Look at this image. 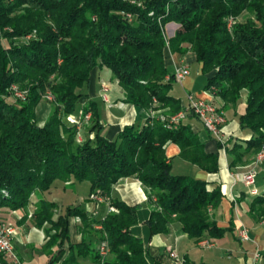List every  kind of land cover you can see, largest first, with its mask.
<instances>
[{
  "label": "trees",
  "instance_id": "1",
  "mask_svg": "<svg viewBox=\"0 0 264 264\" xmlns=\"http://www.w3.org/2000/svg\"><path fill=\"white\" fill-rule=\"evenodd\" d=\"M248 11L254 18L228 29L230 17ZM172 23L178 29L168 40L165 28ZM31 34L32 40L16 44ZM168 46L181 55H196L202 74L210 77L205 88L214 97L235 106L247 98L239 125L250 138L226 148L230 167L247 165L244 158L264 147V0H0V210L27 209L32 195L49 193L58 182H86L90 194L107 195L121 179L136 178L153 205L147 221L151 236L179 223L198 242L223 237L225 230L210 214L223 199L221 188L173 174L166 155V147L175 144L183 160L208 174L219 173V156L206 153L188 122L197 117H188L175 130L150 118L143 126H125L109 140L99 104L91 100L85 110L92 112L89 134L94 136L81 144L75 129L61 120L84 107L81 100L88 97L98 67L113 72L126 103L140 110L157 104L169 116L179 113L183 104L172 94L178 81L166 65ZM13 84L28 90L25 102L9 100ZM48 90L55 108L41 126L37 111ZM219 147L224 148L221 142ZM114 205L119 213L101 222L113 255L104 264H161L133 233L139 206ZM56 208L41 198L35 210L36 225L49 222L57 232L45 248L48 264H80L81 258L98 262L93 239L86 237L71 245L63 259L70 218L80 216L85 228L95 220L84 209L67 206L54 222ZM251 211L264 219V195L255 196Z\"/></svg>",
  "mask_w": 264,
  "mask_h": 264
},
{
  "label": "crops",
  "instance_id": "2",
  "mask_svg": "<svg viewBox=\"0 0 264 264\" xmlns=\"http://www.w3.org/2000/svg\"><path fill=\"white\" fill-rule=\"evenodd\" d=\"M173 34V30L171 31ZM166 65L170 71L176 73L184 66L197 64L199 73L202 74L201 65L198 64L196 55L189 51L185 55L172 52L166 49ZM203 75V74H202ZM206 83L201 87L191 78H186L181 85L186 93L192 94L198 99L211 100L212 96L206 85L209 76L203 75ZM112 82L111 71L107 68L96 69L93 72L89 85V98L98 102L101 113V121L104 126V135L109 140H114L125 126L137 125L143 126L147 120V115L143 110H138L134 106L123 103L124 93L115 83H111V92L109 95L110 103H106L101 98L100 82ZM172 94L181 99L182 104L187 103L183 97ZM246 98L237 104H228L218 97H213V103L225 112L227 124L224 128V137L231 140L226 147H231L236 140H248L250 135L243 131L239 125V117L245 113ZM195 133L199 134L205 143V151L208 154L219 156L220 171L217 174H208L197 166L183 160L180 157L181 150L175 144H169L166 147V155L172 164L174 160L180 159L185 165H189L193 178L210 184V189L220 187L223 193V199L216 209L211 210V217L217 226L225 230V235L221 238H211L205 236L203 240H209L214 243L213 248L202 249L199 242L190 239L182 230L179 223H173L168 227L166 234L151 236L147 221L151 216V208L145 202L147 196L142 185L135 179H122L112 188V197L128 205H138V225L133 228L134 235L143 239L145 249L149 256L159 260L161 264H256L254 258L257 254L260 256L259 264H264V219L259 220L257 215L251 211L254 202V195L261 194L260 189L253 192L246 191L242 183H236L235 179L242 173L250 170H244L247 166L230 167L231 157L227 151L220 149L219 141L210 135L200 119L190 118L188 120ZM249 157L246 156L245 159ZM264 175V169H263ZM69 183V184H68ZM68 183L58 182L56 187L49 193L35 194V200H32L30 210L37 209L39 199L44 198L53 202L58 207L57 217L67 206H75V202L87 200L90 195V186L88 183H77L71 180ZM85 188L89 189L88 195L85 194ZM71 189V190H70ZM264 195V187L262 189ZM32 207V209H31ZM28 210L12 211L4 208L0 210V222L12 224L17 228L13 238L14 247L17 250L22 264H48L49 257L44 252V236L46 230L37 229L32 221L25 218V221L19 220V217L27 215ZM57 217L54 219L57 220ZM241 228L249 231V240L242 241L240 238ZM70 241L66 244L77 245L81 243V236L73 219L69 222ZM200 251H204L200 253ZM174 254L175 256H173ZM80 261V260H79ZM84 264H95L90 258L81 259Z\"/></svg>",
  "mask_w": 264,
  "mask_h": 264
},
{
  "label": "rangeland",
  "instance_id": "3",
  "mask_svg": "<svg viewBox=\"0 0 264 264\" xmlns=\"http://www.w3.org/2000/svg\"><path fill=\"white\" fill-rule=\"evenodd\" d=\"M125 1L129 2L130 4H141V2H142V0H125ZM127 17L131 18L130 15L127 16ZM250 18H254V15L251 12H249V11L248 12H244L239 17H230L227 20L228 21V29L231 30L235 23L244 22V21H246L247 19H250ZM177 29H178V26L176 24H174V23L167 25L166 28H165L166 38L168 40L170 38H172L174 36L175 31ZM172 30H173V34L171 33ZM34 37H35V34H31V35L27 36L26 38L17 39V40H15V42H16V44L29 42ZM5 43L8 45V43L6 41H5ZM166 49H170L169 46ZM60 63H61V61H59V64ZM102 68H107V67H98L97 69H102ZM189 77L193 78L197 82V86L198 87H201L202 85H204L206 83V78H205V76H203L202 74L199 73V69H198L197 64H193L191 66V75ZM111 78H112V82L111 83H113V84L116 83L120 87L119 82L115 78V76H114L112 71H111ZM111 83L110 82H103V81L100 82V87H101L100 95H101V98L106 103H110L109 95H110V92H111ZM121 90L123 91L122 88H121ZM174 92H175V95L183 97L184 101H186V102L188 101L189 93L185 92V90L183 89V87L181 85V82H177L174 85ZM10 93L12 95L10 97V99H9L11 102H25L27 100V97H28V94H29L28 90L21 88L20 85H18V84H13L11 86ZM123 93H124V91H123ZM124 97H125V94H124ZM54 101H55L54 95L51 93V91L48 90L43 95V98H42V100L40 102V105H39L38 111H37L38 114H39V122H40L41 126L45 125L47 119L50 117L51 113L53 112V110L55 108L54 105H53ZM90 102H91V99L89 98V95H88V97L82 98L81 104L84 107L81 108L78 111V113L71 114V115H68V116H61L62 117L61 118L62 122L67 127L75 129V131H76V141L78 143H80V144L85 141L87 135H91V138L94 136L93 133L89 134V129H90V127H92L91 126L92 112L85 110V107ZM123 103L129 104V103L125 102V98L123 100ZM228 104H230V103H228ZM129 105H131V104H129ZM157 108H158V105L157 104H153L151 106L150 110L141 109L147 115V120L145 121L144 125L147 123V121L150 118L151 119L152 118H157V120H159L162 124H164L163 121H162V117L167 118V117H169V115H166V111L157 110ZM138 110H140V109H138ZM219 110L223 111L222 109H219ZM129 126H131V125H129ZM135 126H137V125H135ZM164 126H165V124H164ZM229 142H230V140H228L227 143H229ZM227 143L225 145L223 144V146H224L223 149L224 150H226V148H227L226 147ZM259 154H257V155H255V154L254 155H249V157L247 159L244 158L246 160V163H247V165H245V166H247V168H245L244 170H247V169L250 170L255 165L256 160H257V156ZM172 165H173V169H172V173L173 174H175V175H184V176H189V177L193 178V176H191L192 175V171L190 169L191 167L189 165H185L180 159L174 160ZM263 169H264V164L257 166V173L258 174H257V177H256V185L260 189V192H261L260 195H263L262 194V189L264 187ZM124 179H128V178H124ZM130 179L137 180L136 178H130ZM66 183H68V182H66ZM138 183L141 184V182H139V181H138ZM113 187H114V185H113ZM245 187H246V191L247 192H251L252 188L247 187V186H245ZM88 193H89V189L85 188V194L88 195ZM146 196H147V194H146ZM255 196H257V195H254V197ZM32 200H35V194L31 196L30 204L27 207V209H22V210H28V208L31 205ZM116 201L117 200H115L112 197L111 193L107 194V195L106 194H99V193H92V194L89 195L87 200H82V201H79V202H75V206H73L74 208L75 207H80V208L84 209V211L87 213V215L92 220H95V223L92 225L91 228H85L84 225H83V221H82L80 216H76V217H71L70 218V220L73 219V223L77 226L78 231H79L80 236H81V240H83L85 237L88 238V239H93L92 248L95 250L96 254L99 256L98 257V262H96V263L94 262L95 264H104L108 260H112L113 255H112V252H111V248L109 246V243H108V240H107V235L104 233L103 226H102L101 222H103L109 215L118 214L119 213V210L114 205V202H116ZM145 202L150 206V208L152 210L153 205L149 203V200H145ZM31 209H32V207H31ZM57 214H59L58 207L53 211L52 219H53L54 222H57L59 220L60 215H61V213H60V215L57 217ZM56 217H57V220L55 221L54 219ZM25 218L30 220V221H32L33 225L37 229L46 230V235L44 236V241H45L46 244H45L43 249H44V252L46 253V255L49 257L47 251H45V248H46L47 244H49V242H52L51 239H52V236L56 235V233H57L56 230L54 228H52V225L49 222H45L43 224V226L38 227L36 225L35 212L33 211V209L30 210V208H29V211H27V215L22 217V218L19 217V220H21V221L24 220L25 221ZM70 220H69V222H70ZM0 223H4V222H0ZM5 224H7V223H5ZM7 225H11L13 228H15V230L17 232V228L14 225H12V224H7ZM69 241H70V235H69V240L64 243V248L66 250V254L63 257V259L65 257H67V255L69 253L68 251H69L71 245L66 247V244H68ZM12 244L14 246L13 240H12ZM102 248H104L105 250L102 251ZM58 250H59L58 247H54L52 249V252L56 253ZM14 251H15V254H16V259L10 261V263L11 264H22L21 258L19 257V254H18L17 250L15 249V247H14ZM102 252H104V255L102 254ZM202 252H204V251H202ZM202 252L200 251V253H202ZM81 259H83V258H81ZM81 259H79L80 260L79 261L80 264H84V263L81 262ZM55 264H62V261H58Z\"/></svg>",
  "mask_w": 264,
  "mask_h": 264
},
{
  "label": "built area",
  "instance_id": "4",
  "mask_svg": "<svg viewBox=\"0 0 264 264\" xmlns=\"http://www.w3.org/2000/svg\"><path fill=\"white\" fill-rule=\"evenodd\" d=\"M191 75V70L189 66H184L176 72V79L178 82H183L186 78ZM212 99L211 100H202L198 99L192 94L188 95L187 103H183V109L172 116L167 118L162 117V121L165 124V127L169 130H174L175 125H180L188 117H197L202 121L206 130L213 135L219 142L226 144L228 142L224 137V128L227 124V118L223 111L219 110L213 103V93L209 91ZM264 148V147H263ZM264 164V155H258L256 160V170L253 173H242L236 179V183H242L247 187L252 188L251 194L253 195L254 191H258L256 185L257 177V166ZM16 234L15 228L11 225L5 223H0V264H4L3 260H15L16 254L14 251V246L12 240ZM240 238L242 241H248L249 231L246 228H241ZM199 247L202 249H209L214 247V243L209 240H201L199 242ZM105 249L102 248V251ZM104 255V252H102ZM175 256L174 254H172ZM256 264H259L260 256L257 254L254 258Z\"/></svg>",
  "mask_w": 264,
  "mask_h": 264
},
{
  "label": "bare ground",
  "instance_id": "5",
  "mask_svg": "<svg viewBox=\"0 0 264 264\" xmlns=\"http://www.w3.org/2000/svg\"><path fill=\"white\" fill-rule=\"evenodd\" d=\"M178 127H179V125H175L174 126V130L177 129ZM259 155H264V148L262 149V151L260 152ZM255 170H256V163H255L254 167L250 171H248L246 173H253Z\"/></svg>",
  "mask_w": 264,
  "mask_h": 264
}]
</instances>
